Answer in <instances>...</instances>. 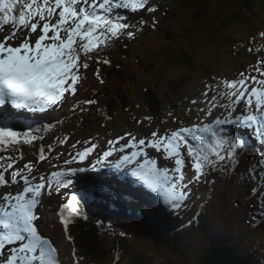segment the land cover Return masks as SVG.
<instances>
[{"label":"snow or ice","instance_id":"snow-or-ice-1","mask_svg":"<svg viewBox=\"0 0 264 264\" xmlns=\"http://www.w3.org/2000/svg\"><path fill=\"white\" fill-rule=\"evenodd\" d=\"M118 9L132 13L157 10L154 0H0V117L14 115L5 107L9 104L17 111L30 112L65 106L72 112H83L97 104L95 99H76L78 84L85 79L82 73L90 67L89 60L95 53L97 65H110L108 59L100 58L103 48L121 36L134 38L136 33L130 29L148 22L140 18L136 24H130L122 22L119 15L111 17ZM152 23L155 27L158 21ZM7 26H11L10 30ZM260 35L264 37V33ZM251 68L252 72L245 69L231 82L206 85L203 103L207 106L196 108L204 114L197 117L200 124L181 127L170 134L153 131L150 137L140 139L131 133L126 134L128 139L121 135L108 141V150L97 154L92 168L107 166L130 171L160 198L158 203L179 215L189 207L190 185L202 179L207 183L208 170L223 172L227 167L234 171L229 165L239 163L247 148L249 133L264 146V58ZM95 75L104 82L98 68ZM210 92L214 94L209 96ZM190 103L199 105L200 101L193 99ZM216 109H223L220 116L213 115ZM207 117H212L213 122L204 123ZM8 124L9 120H0V152L38 139L31 132L14 131ZM95 147L91 145L75 154L69 153L71 158L65 164L81 166L54 171L50 176H32V163L17 169L16 157L0 156V186L15 188L14 195L11 192L0 195L5 205L0 208V227L5 230L0 233V264H59L57 248L38 230L36 209L43 195H51L53 185L57 190L67 187L71 184L67 177L87 171L85 161ZM127 149H131L130 154ZM114 153L122 155L110 161ZM45 159V148L41 146L38 161ZM257 166L264 172V149L257 165L252 167ZM186 169L192 176H188ZM249 198H255L259 210V216L256 212L250 213L255 226L258 219L264 220V189L252 188ZM78 203L77 196L73 195L71 203H65L60 209L65 231L71 219L80 216ZM198 216L199 212L185 226L190 227Z\"/></svg>","mask_w":264,"mask_h":264},{"label":"rangeland","instance_id":"rangeland-1","mask_svg":"<svg viewBox=\"0 0 264 264\" xmlns=\"http://www.w3.org/2000/svg\"><path fill=\"white\" fill-rule=\"evenodd\" d=\"M158 2L159 0H154V6L157 5ZM78 7H80V5H78ZM238 7L239 6L237 5L235 0H223L220 6V8L225 9L226 14L229 15H231L233 12H237ZM211 10V16H208L206 21L200 22V24H198L197 26L196 13L191 11L186 12V18L183 20L182 26L177 25V29L180 28L179 30H181L182 32L190 31V40L185 41L181 44V47L183 48L182 50H179L177 46H174L168 40L164 39L162 31L159 33L155 31L148 32L147 37L145 35H142L145 40H143L142 42L137 41V56H142L143 59L146 60V64H153L158 67V69L151 70L150 75H147L144 70L138 71L136 74L139 79V84L141 85V82L148 81L146 82V85L155 86V84L159 83L158 85L161 86L162 91H165L167 88L166 76H168L169 78H176L187 72V68H185L186 66L180 61V52H189V54L192 56L197 55L195 58V63L199 69L198 72H195V76L191 75V77L188 79L186 87L183 89L182 97L185 96L187 100L186 101L184 99V105L180 106V109H184L183 111L178 112L180 110L178 109L176 112L166 114L164 117H162V120L161 122H159V124H151L147 119L145 110L140 109L138 111V116H136V119L128 121H126L125 119H120L121 122L119 121V123L117 122L116 124H114V122H103L99 124V127L95 130H92L90 124L87 125V121H83L90 119L88 116H86L85 113H83L84 115L81 117L82 119L80 121L77 120L74 123H67L66 125L61 124L57 128V132L55 131L56 133L51 135V140H49L47 143L48 148H46L45 150V155L47 156L46 153H50L48 151L49 148L55 150V152L52 156L46 157L43 162L37 161V155L39 154H18L14 151L10 153L0 152V156L10 155L16 157L15 167L17 169L21 168L26 163H32L34 167L32 176L38 177L40 174L50 176V174L54 171H64L68 168L80 167L81 165L75 163L72 165L65 164V160L71 158L69 153L75 154L76 151H82L86 147L96 145L94 151L85 161V164H87L88 166L87 171L77 172L75 175L67 177V179L71 180V184L67 187H63L57 190L53 185V191L51 195H43L41 198L43 206L38 207L37 209V213L39 216V219L36 221L38 230L40 231L42 236L52 241L53 245L57 248V258L59 264L79 263L75 260L76 258L73 254L72 245L66 241L65 234L58 221L59 218H56V210L51 208L49 204L53 202L51 206L57 208V204H59L61 201L60 197H71L76 190L78 191L77 194L80 195L82 190L89 188L88 185L84 186L86 182H93L97 184L104 183L107 185L106 188L111 186V190H113L114 192L116 191L115 187L112 184H109L117 183V179H113L112 177H110V170H108L114 167L105 166L101 168L97 166L95 169L91 168V164H94L96 162L97 154H102L103 151L108 150V141L114 140L121 135H125L126 139H128L126 134L133 132L135 133V137H137V139L150 137L153 131H156L160 134H170L171 131L178 130L181 127H194L195 125L200 124V120H198L197 117L198 115L203 117L204 114L198 113L196 111V108L207 106L205 103H203V92L206 90V85L213 84V86H215L216 83L221 81L231 82L238 76L241 71L245 69H247L248 72H252L253 69L251 68V65H253L257 60L264 58V49L259 53H253L252 51L249 52L244 48L238 50L236 49V47H234L233 49H230V47L227 45H224V47H219V43L215 44V42H213L212 35H210L211 39H209L208 33H211L212 31L209 32L208 27L215 22V10ZM117 12L124 13L126 15L130 14L131 16L134 15L139 19L146 18L151 23L156 19L153 13H132L127 9L114 10L113 13ZM100 14L104 15V13ZM159 19L161 21V25L157 23L159 26H164L166 25V23H168L160 16ZM169 22H171V20ZM10 28L11 27H8L9 30ZM155 28H158V26H155ZM181 31L180 33H182ZM224 32L227 33H221L223 37L231 35L238 41H247L248 44L252 43V40L259 41V37H261V41H264L263 37L260 35L261 33H264V12L258 22H254L253 24H246L242 20H237L234 22V24L231 25L230 28L226 29ZM121 37L119 38L120 40ZM89 64L90 67L82 73L85 79H83L80 84H78V92L76 96L77 100H84L89 98L95 99V97L97 100V96H95L97 94L96 92L98 90L106 88L107 82L103 80L104 82L101 83L100 78H97V76L95 75V71L97 70L96 67H94L90 60ZM133 65H137L136 60L133 61ZM205 67L209 69L206 70L204 69ZM159 70L165 71L166 74L163 76L162 74H160ZM100 77L103 79L101 73ZM210 77H212L213 80L209 79ZM220 90H224L223 86H221ZM139 93L140 91H138L137 87L132 88L131 99L133 100V102L138 104L141 103L139 99ZM213 94L214 93L210 92L209 96H212ZM193 99L200 101V104H191L190 101ZM69 112L70 110L67 106L63 108L50 109L49 111H47L46 115H44L46 112L33 113L27 110H23L22 113L24 118L22 119H26V122L27 119H29L30 122L37 120L44 123L69 121ZM222 112L223 109H216L213 115L220 116ZM0 120H2V118H0ZM211 122H213L212 117H207L204 119V123ZM240 131L242 133L244 132V130ZM190 142L194 143L191 140ZM120 143H125V141H121ZM72 145H75V147H72ZM113 147H118V145H113ZM262 147L264 149V146ZM251 150L255 151L254 149ZM127 151L131 152V149H127L126 152ZM148 151L150 153L154 152V150L151 149H148ZM115 154L117 156L122 155L121 153H114L113 157L109 158L110 161H114L116 159L117 156ZM88 160H90L91 163H88ZM4 163H8V161H4ZM229 167H234V171L228 170L227 167L223 172L219 170H208L206 177L208 181L207 183L203 182L202 179L201 182L193 183L192 185H190L191 194L189 196V207L186 210H183L179 215L173 214L170 210L164 208L162 203H158L157 200L152 199V194L150 195L149 193L142 190H137L139 189L138 187H136L135 185H128V182L127 184L119 182L117 183L119 184L117 186L130 190L129 194L132 196L134 195V197L137 198L136 200L139 201V204L144 206L146 209H151L150 212L143 210V215H138L140 211L139 207L131 209L129 210V212L121 209H119V211L126 216H134V220L136 222L147 221V223H144V226H152L151 224L154 225V222L160 223L159 226H162L163 230H165L167 234L176 235H172L170 239H173V237H181V241L186 244L184 245L185 248H187L190 253L194 252L195 254L193 258H196L202 250H205L206 246V241L202 238V233L205 234L206 230L203 227L202 229H199V227L197 226L199 225L198 219L204 213V211L207 212V214L211 217H213L214 214L218 211H227V218L229 221H231L232 217L236 214L234 212L238 209L236 207L237 201H243V205L248 203V207L251 210L259 211L256 206L255 198H249V192L254 187L264 189V172H262L261 170H255V172L259 171L257 173V177L261 175V179L258 180V185L242 188L240 184L241 175L235 173V168L240 173H247V170L240 169L241 162H239L235 166L229 165ZM114 171H116V168H114ZM102 173L108 174L107 177H102ZM188 173H190L192 176L191 171H187V174ZM124 174H127V171H122L120 177H122V175ZM188 176L190 175L188 174ZM227 177H231L230 180ZM214 179L216 184L215 182H212V180ZM218 179H220L219 182H217ZM212 183L215 184V187L218 186L220 189V195L216 199L213 198V194L210 196L211 198L209 197L210 190H213L212 188H214L213 185H211ZM129 186L134 187V189ZM1 187L0 195L15 191V188H6L4 186L2 188ZM243 189H245L244 192ZM193 197H195V200H191ZM219 198L221 200H219ZM248 199L250 201H247ZM2 204L3 202L1 200L0 208H2ZM113 206H115V204ZM197 212H199V216L195 220H193V223L190 227H186L185 225L187 224V222L189 220H192ZM250 213L249 215L244 213V216H247L248 221L251 220ZM238 215L239 219L241 220V222H239L240 228H242L243 231L247 230L248 232H250L248 224L243 220L242 214ZM223 217L227 221V218L224 215ZM217 222L218 224H220V221ZM208 226L207 227L210 229L211 226ZM221 228L224 229V227ZM202 230H204V232H202ZM0 231L4 232L5 230L2 228V230ZM261 232L257 233L256 235L260 234ZM240 235L241 234H238L237 236L239 237ZM216 240L219 241L218 238H216ZM242 246L245 247V249L242 250V257H244L245 260L249 259L248 257H251L253 253L254 257L259 258L261 261L263 260L264 248H257V244L253 241L248 245L243 244ZM149 248L151 249V251L153 249L160 252L159 247L149 245ZM163 252L168 257H170L175 262V264H185L184 259L175 255L173 251L170 252L169 250H164ZM255 264L261 263L255 260Z\"/></svg>","mask_w":264,"mask_h":264},{"label":"trees","instance_id":"trees-1","mask_svg":"<svg viewBox=\"0 0 264 264\" xmlns=\"http://www.w3.org/2000/svg\"><path fill=\"white\" fill-rule=\"evenodd\" d=\"M235 1L239 6L237 12L229 15L226 14L225 9L220 8L223 0H167V4L164 5V19L168 23L164 26H159L156 23L159 29H155V27L153 29L158 30L157 33L162 31L164 39L182 50L181 44L190 40V31L182 32L179 30L180 28L177 29V25L182 26L183 20L186 18V12L196 13L197 26L200 22L206 21L208 16H211V9H214L215 22L208 27V31H212V34L208 33V38L211 39L210 35H212L213 42L215 44L219 43V47L227 45L230 49L236 47L238 50L251 48L252 52L255 53L264 46L261 37H259V41L252 40V43L248 44L247 41H238L231 35L223 37L221 33H227L224 31L237 20H242L246 24L258 22L264 12V0ZM170 20L171 22H169ZM106 49L111 51L108 52L107 58L111 63L110 65L99 64V67L103 68L101 74L103 80L107 82L106 88L96 92L97 104L94 105V108L91 106V109L86 113V116L90 119L83 120L88 122L87 125H91L92 130L97 129L99 124L103 122H114L115 124L121 122L120 119L133 120L134 116H138L140 109L145 110L147 118H152L155 121H161L166 114L174 113L180 109L181 99H185V97H182L183 89L186 87L191 75L195 76V72H198L199 69L195 63L197 55L192 56L189 52H180V61L186 66L187 72L176 78L166 76L167 88L162 91L161 86L158 85L159 83L155 86L146 85L148 81L139 84L136 74L138 71L144 70L147 75H150L151 70L158 69V67L153 64H146V60L142 56L137 57V65H132L130 62L133 57L134 45L131 40L129 43L118 46L109 44ZM105 54L107 55V53ZM204 69L208 70L209 68L205 67ZM159 71L163 76L166 74L163 70ZM209 79L213 80L212 77ZM133 87H137L140 91V104L133 102L131 99ZM180 111L182 110L180 109L178 112ZM74 113L76 114V111ZM76 115L80 117V121L81 114ZM15 130L21 131V128H15ZM42 132L44 131H39V133ZM46 134L48 133H44V135ZM33 142L32 144H23L25 147L20 149V153L39 154L41 146L45 150L48 148L44 139L43 141L36 139ZM251 149L252 144L249 145L248 143L243 154L250 156ZM88 198L78 200L77 208L86 209L93 216H89V221L78 218L68 227V230L78 234L77 236L73 233L74 237H71V240L74 247L77 248L78 255L83 260L82 262H86V264H175L163 252L164 250L173 251L175 255L184 259L185 264H248V261L242 257V250H244L241 245L242 240L236 236L238 223L241 222L238 215L242 212L241 202L238 203V209L234 212L236 214L231 221L228 218L226 221L223 213L219 211L216 218L217 221H220V224L212 218L211 228L209 229L205 215L200 219L199 229L203 227L206 230V233L203 234L206 246L205 250H202L196 258H193L195 253H190L185 248L184 245L186 244L181 241V237L170 239L172 235H176L167 234L163 227L155 224L144 226L147 221L136 222L134 216H126L120 211H112L108 207L98 205L96 199ZM121 210L129 212L131 209L121 208ZM98 223L103 226L97 225ZM108 224L112 226L116 224L128 235H125V237H112L111 234H107L102 230L105 226L108 227ZM221 227H224V229ZM139 241L141 243L138 245ZM149 245L159 247L160 252L158 250L157 252L151 251ZM254 259L261 263L259 258L254 257Z\"/></svg>","mask_w":264,"mask_h":264},{"label":"bare ground","instance_id":"bare-ground-1","mask_svg":"<svg viewBox=\"0 0 264 264\" xmlns=\"http://www.w3.org/2000/svg\"><path fill=\"white\" fill-rule=\"evenodd\" d=\"M49 111V110H48ZM38 112V111H37ZM33 113H35V112H33ZM47 114V111H46V113L44 114V115H46ZM251 152L253 153V152H255V151H253V150H251ZM127 153L128 154H130V151H127ZM158 167H159V164H158ZM92 168V167H91ZM108 170H110V177H112L113 179H117V183H119V182H121V183H124V184H127V181L126 180H128V178L129 179H131V180H135L134 179V176H126V174H124V175H122V177H120V176H117L116 174H117V172L118 173H120L121 174V171H123V170H117L116 169V171H114V168H112V169H108ZM124 171H127V170H124ZM187 171V170H186ZM227 171V170H226ZM257 171V170H256ZM127 172H129L130 173V171H127ZM216 173V172H215ZM256 173H258V172H256ZM89 174V173H88ZM101 174V173H100ZM190 176H191V174L190 173H188ZM107 175L108 174H106V173H102V177H107ZM218 175V174H217ZM210 180V179H209ZM213 181V180H212ZM142 182V181H141ZM144 184V183H143ZM142 184V186L144 187V188H146V189H148L145 185H143ZM212 185V184H211ZM144 188H142V189H144ZM210 190V189H209ZM245 191V190H244ZM148 192H149V189H148ZM11 193L14 195L15 194V191H11ZM153 193V192H152ZM191 194V193H190ZM151 195V194H150ZM190 196V195H189ZM211 198V197H210ZM209 198V199H210ZM137 199V198H136ZM191 200H195V197H193ZM157 201H160V199H157ZM208 201V200H207ZM216 201V200H215ZM139 202V201H138ZM0 203H1V200H0ZM209 203V202H208ZM252 203V202H251ZM161 205V204H160ZM163 205V204H162ZM214 206V205H213ZM1 207L3 208V207H5V205H4V203L1 205ZM165 210V209H164ZM215 212V211H214ZM244 213L245 212H243V210H242V212H241V214H242V216H244ZM245 218H247V216L245 215ZM173 222V221H172ZM244 222V221H243ZM243 222H242V224H243ZM219 226V225H218ZM209 227V226H208Z\"/></svg>","mask_w":264,"mask_h":264},{"label":"water","instance_id":"water-1","mask_svg":"<svg viewBox=\"0 0 264 264\" xmlns=\"http://www.w3.org/2000/svg\"><path fill=\"white\" fill-rule=\"evenodd\" d=\"M76 234L77 236H78V234H77V232L75 233L74 231H72V230H69V233H67V237H74L73 235L74 234ZM70 241V240H69ZM72 242V241H71ZM71 245H72V247L74 248V243L72 242L71 243ZM76 248V247H75ZM77 249V248H76ZM79 253V252H78Z\"/></svg>","mask_w":264,"mask_h":264}]
</instances>
